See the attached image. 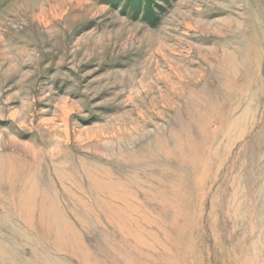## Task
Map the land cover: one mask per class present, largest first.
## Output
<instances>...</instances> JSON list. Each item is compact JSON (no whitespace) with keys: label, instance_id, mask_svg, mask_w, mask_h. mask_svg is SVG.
<instances>
[{"label":"rangeland","instance_id":"374dc122","mask_svg":"<svg viewBox=\"0 0 264 264\" xmlns=\"http://www.w3.org/2000/svg\"><path fill=\"white\" fill-rule=\"evenodd\" d=\"M0 0V264H264V0Z\"/></svg>","mask_w":264,"mask_h":264},{"label":"trees","instance_id":"16d2710c","mask_svg":"<svg viewBox=\"0 0 264 264\" xmlns=\"http://www.w3.org/2000/svg\"><path fill=\"white\" fill-rule=\"evenodd\" d=\"M108 2L112 6L122 5L123 13L134 20L140 18L153 27L159 22L162 5L157 0H108Z\"/></svg>","mask_w":264,"mask_h":264}]
</instances>
